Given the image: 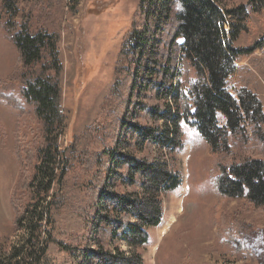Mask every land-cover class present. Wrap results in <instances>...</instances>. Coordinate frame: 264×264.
<instances>
[{"label":"trees","instance_id":"16d2710c","mask_svg":"<svg viewBox=\"0 0 264 264\" xmlns=\"http://www.w3.org/2000/svg\"><path fill=\"white\" fill-rule=\"evenodd\" d=\"M20 1L2 3L17 15ZM249 10L264 11V0H247L231 9L221 0H141L138 19L118 54L117 82L109 99V103L124 99L127 89L128 118L119 122L120 138L114 146L100 155L83 149L85 172L99 166L91 180L94 203L89 221L94 244L87 238L84 245L63 244L74 264H144L141 251L150 242L149 231L162 222L164 198L182 183L173 164L184 146L183 122L218 157L211 180L217 194L241 201L249 210L264 208V158L253 155L249 147L251 140L261 142L259 154L264 155L263 103L243 84L238 66L241 58L264 49V43L236 46L250 31ZM29 23L27 18L19 26L5 25L19 53L21 97L2 94L1 99L21 114L25 101L43 125V140L25 143L17 136L15 145L19 173L10 203L15 231L25 228L30 243L43 224L51 227L48 209L62 203L52 192L61 161L57 143L66 118L58 34L43 29L31 33ZM259 66L264 78V56ZM139 119L146 125L135 122ZM72 150L75 157V142ZM67 167H62V175ZM239 215L234 217L239 220ZM237 219L226 234L241 253L246 247L236 237L243 231ZM34 249L12 247L7 255H0V264H24L28 259L26 264H38L47 248Z\"/></svg>","mask_w":264,"mask_h":264},{"label":"rangeland","instance_id":"374dc122","mask_svg":"<svg viewBox=\"0 0 264 264\" xmlns=\"http://www.w3.org/2000/svg\"><path fill=\"white\" fill-rule=\"evenodd\" d=\"M140 2L21 0L18 14L13 15L4 9L0 0V255H7L12 247L25 245V250L32 252L35 247L44 246L47 251L38 264H74L63 244L84 245L86 238L90 245L94 244L89 221L94 203L91 180L96 178L99 166L96 164L88 170L91 174L87 176L83 149L89 148L91 153L100 155L107 147L114 146L120 138L119 122L128 118V90L120 101L109 103V99L117 82L118 54L138 19L135 15ZM221 2L231 9L247 0ZM249 12L251 28L236 42L240 48L253 47L260 41L264 43V11ZM27 18L31 33L43 29L58 34L62 108L66 118L57 143L61 161L55 171L52 192L59 195L62 203L48 209L51 227L43 224L30 243L25 228L15 231V215L10 203L19 173L15 145L17 136L25 143L43 140V125L35 116L33 106L25 101V112L21 114L1 99L2 94L21 97L19 53L5 25L13 22L19 26ZM263 56L264 49H258L253 55L241 58L238 66L241 81L263 103L264 112V78L258 72ZM183 70L179 67L178 80L182 79ZM135 122L146 125L142 119ZM181 126L184 146L174 156L173 167L181 175L182 183L164 198L162 222L149 231L150 242L141 251L144 264H264V208L249 210L241 201H230L218 195L211 182L217 155L196 130L184 122ZM73 142L77 150L75 157ZM262 146L257 140H251L249 145L254 150L253 155L264 158L259 154ZM66 165L67 171L62 175L61 169ZM237 213H240L239 220L234 217ZM236 219L243 227L241 235L236 237L246 247L241 253L237 252V242L226 234Z\"/></svg>","mask_w":264,"mask_h":264},{"label":"bare ground","instance_id":"6f19581e","mask_svg":"<svg viewBox=\"0 0 264 264\" xmlns=\"http://www.w3.org/2000/svg\"><path fill=\"white\" fill-rule=\"evenodd\" d=\"M8 181H9V179H8ZM187 248V247H186ZM160 253V252H159Z\"/></svg>","mask_w":264,"mask_h":264}]
</instances>
